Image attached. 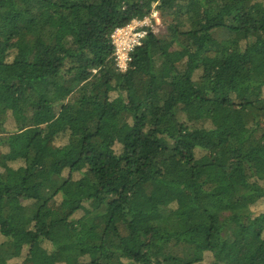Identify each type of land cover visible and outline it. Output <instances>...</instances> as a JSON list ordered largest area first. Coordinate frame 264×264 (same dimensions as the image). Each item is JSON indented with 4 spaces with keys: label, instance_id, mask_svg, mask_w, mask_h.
Instances as JSON below:
<instances>
[{
    "label": "trees",
    "instance_id": "16d2710c",
    "mask_svg": "<svg viewBox=\"0 0 264 264\" xmlns=\"http://www.w3.org/2000/svg\"><path fill=\"white\" fill-rule=\"evenodd\" d=\"M263 201L264 0H0V264H264Z\"/></svg>",
    "mask_w": 264,
    "mask_h": 264
},
{
    "label": "built area",
    "instance_id": "2783aa9c",
    "mask_svg": "<svg viewBox=\"0 0 264 264\" xmlns=\"http://www.w3.org/2000/svg\"><path fill=\"white\" fill-rule=\"evenodd\" d=\"M160 21V13L153 11L144 18H137L124 28L117 29L111 36L115 46V62L117 69L126 73L132 61V53L143 45L152 28V20Z\"/></svg>",
    "mask_w": 264,
    "mask_h": 264
},
{
    "label": "rangeland",
    "instance_id": "374dc122",
    "mask_svg": "<svg viewBox=\"0 0 264 264\" xmlns=\"http://www.w3.org/2000/svg\"><path fill=\"white\" fill-rule=\"evenodd\" d=\"M151 30L156 33L157 35L161 36V35H165L166 34V25L164 24V21L160 15V21H156L155 19L152 20V28ZM65 176V174H64ZM49 208L51 210H53L54 212H58L61 213L62 215H67L69 213V211H67V209H63L61 208L55 201H52L49 203ZM254 211L260 213L262 211H264V201L258 203L256 206L253 207ZM81 214H76L75 217L79 218ZM0 241H1V237H0ZM27 258V251H22L20 258H18V260L15 261V263H20L25 261V259ZM27 263L30 264V261L27 260Z\"/></svg>",
    "mask_w": 264,
    "mask_h": 264
}]
</instances>
